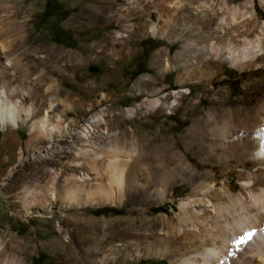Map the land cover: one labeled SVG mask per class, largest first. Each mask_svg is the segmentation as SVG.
<instances>
[{
    "label": "rangeland",
    "instance_id": "1",
    "mask_svg": "<svg viewBox=\"0 0 264 264\" xmlns=\"http://www.w3.org/2000/svg\"><path fill=\"white\" fill-rule=\"evenodd\" d=\"M239 1L242 0H228V3L238 5ZM208 2L213 8L219 4V0ZM254 4L258 16H264L259 0H254ZM135 7L137 9L128 6L125 0H0V29L4 32L3 41L11 43L14 75L23 77L22 71H26L30 87L24 101L39 104L46 94L67 99L72 103V109L64 110L57 105L56 111H60L64 120H71L76 130L81 129L95 113L105 110L111 131L102 133L94 130L92 133L100 145L113 132L125 142H137L138 137L143 136L140 140L142 158L146 156L142 159L143 164L157 168H154L155 175L150 180L153 191L160 187L156 174L179 164L171 158L166 166H162L157 160L159 155L167 157L177 152L184 156L195 172L212 169L211 164L202 162L187 147V143L193 148L200 141L198 133L203 128L199 123L196 133H189L193 120L218 102L229 103L253 97L256 91L248 87H264V68L239 72L222 63L220 72L209 80L183 82L178 81L180 69L159 73L154 64L155 53L160 51L162 60L172 61L175 51L189 35L187 31L180 30L181 37L169 42L167 37L175 35L171 23L168 34L163 38L141 32L146 27L147 14L152 7L151 4ZM127 23L133 25L132 31L125 28ZM211 23L215 24L214 21ZM117 32L125 37L120 43L112 39ZM21 35L24 36L22 40ZM90 65L98 66L99 72L90 73ZM141 76L147 77L142 88L149 92H136L134 85ZM254 82L260 85L254 86ZM221 91L223 97L219 94ZM173 92H180V98L172 111L137 113L132 117L125 115L127 108L145 99L166 94L172 99L170 94ZM132 134L135 135L133 140L128 139ZM71 136L57 141L52 150L47 148L39 153L37 146L46 144L30 139L25 127L0 131V264H102L90 262L83 247L85 243H92L94 237L107 232H115L116 235L102 241L101 246L104 247L108 241H151L158 236L164 237L165 233H169V242L175 238L174 228H168L166 221L177 226L178 205L192 191L191 183L180 177L176 178L167 198L160 202L149 197L136 199L125 196L117 205L66 208L59 201H51L49 206H44L45 209L50 208L49 211L41 210L43 217L22 215L24 203L19 195L23 188L37 185V180L46 176L45 172L73 162V147L69 145L76 138ZM218 169H213L215 180L221 177ZM63 170L79 172L71 166H65ZM46 178L50 180V176ZM228 178L233 184H238L234 172ZM29 210L34 212L36 208ZM127 228L139 232V236L127 237L123 233ZM92 255L97 258L102 253ZM170 260V256H165L139 262H121L120 259L109 264H171Z\"/></svg>",
    "mask_w": 264,
    "mask_h": 264
},
{
    "label": "bare ground",
    "instance_id": "2",
    "mask_svg": "<svg viewBox=\"0 0 264 264\" xmlns=\"http://www.w3.org/2000/svg\"><path fill=\"white\" fill-rule=\"evenodd\" d=\"M239 2L231 6L228 0H219L215 9L208 0H125L128 6L136 9L137 5L145 7L151 4L146 27L141 32L163 38L168 34L171 23L175 35L166 40L173 43L174 39L181 37L180 30L187 31L189 37L175 51L172 61L167 58L162 60L160 51L154 55V64L159 73L167 69L182 70L178 75L180 82L209 80L222 69V63L239 72L264 68V16H258L254 0ZM259 3L264 9V0H259ZM238 13H243L244 17L241 18ZM212 21L215 24L212 25ZM132 27L130 23L125 25L127 30L132 31ZM3 34L0 29V131L25 127L30 139L46 144L44 147L42 144L36 145L39 153L47 148L52 150L57 141L68 135L76 138L69 145L73 147L72 163L45 172L46 176L38 179L37 185L23 188L19 195L24 203L22 215L43 217L41 210L51 201H59L66 208L117 205L125 196L136 199L149 197L160 202L167 198L176 178L180 177L191 183L192 191L178 205L177 226L166 221L168 228L175 231V238H171V242L167 238L169 233H165L164 237L158 236L151 241H108L104 247L101 242L116 235L115 232H107L93 236L92 243H85L84 252L89 254L90 262L109 264L120 259L121 262H139L170 256L171 264H264V87H248L255 89L253 97L229 103L218 102L196 116L189 133L195 132L202 123L203 128L198 133L200 141L193 148L187 143V147L202 162L211 164L212 169L195 172L184 156L177 152L167 157L159 155L157 160L162 166H166L171 158H175L179 164L156 174L160 187L152 191L150 180L151 176L154 178L156 166L143 164L142 159L146 156L142 158L140 140L144 137L139 136L138 141L133 142L135 135L132 134L128 139L133 141L125 142L113 132L100 145L93 139L92 133L94 130H101L102 133L111 131L105 110L95 113L81 129L76 130L71 120H64L60 111H56L57 105L64 110L72 109V103L67 99L46 94L39 104L26 103L24 100L30 87L26 81V71H22L23 77L14 75V62L10 58L13 52L11 43L3 41ZM20 38L22 40L24 36ZM124 38L123 34L117 32L112 39L120 43ZM252 41H257V51L247 47ZM146 79V76H141L135 83L137 93L150 91L142 88V82ZM253 84L257 86L259 82ZM222 92L219 94L223 97ZM170 95L172 99L167 98V94L145 99L127 108L125 115L132 117L137 113L146 115L172 111L179 104L180 92ZM65 166L79 172L68 173L63 170ZM215 167L219 168L221 175L218 180L213 175ZM232 172L236 174L238 184H233L228 178ZM2 196L8 198L4 194ZM31 207L36 210L30 211ZM249 232H254L255 236L245 244L238 243ZM123 233L127 237L135 235L136 238L140 234L128 228ZM99 252L102 256L93 258L92 254Z\"/></svg>",
    "mask_w": 264,
    "mask_h": 264
},
{
    "label": "clouds",
    "instance_id": "3",
    "mask_svg": "<svg viewBox=\"0 0 264 264\" xmlns=\"http://www.w3.org/2000/svg\"><path fill=\"white\" fill-rule=\"evenodd\" d=\"M203 7H208V5H203ZM241 18L244 17V14L243 13H238ZM233 22H235V17L233 16ZM221 23H223V20H221ZM247 47L251 48L253 51H257L258 48H257V41H252L250 43L247 44ZM13 126H15V124H13ZM43 127V124L41 125Z\"/></svg>",
    "mask_w": 264,
    "mask_h": 264
},
{
    "label": "snow or ice",
    "instance_id": "4",
    "mask_svg": "<svg viewBox=\"0 0 264 264\" xmlns=\"http://www.w3.org/2000/svg\"><path fill=\"white\" fill-rule=\"evenodd\" d=\"M254 236H255V233L254 232L246 233L245 236H244V238L241 239L240 241H238V243L245 244L248 241H250Z\"/></svg>",
    "mask_w": 264,
    "mask_h": 264
},
{
    "label": "water",
    "instance_id": "5",
    "mask_svg": "<svg viewBox=\"0 0 264 264\" xmlns=\"http://www.w3.org/2000/svg\"><path fill=\"white\" fill-rule=\"evenodd\" d=\"M88 71L90 73H98L99 72V67L98 66H95V65H90L88 67Z\"/></svg>",
    "mask_w": 264,
    "mask_h": 264
}]
</instances>
